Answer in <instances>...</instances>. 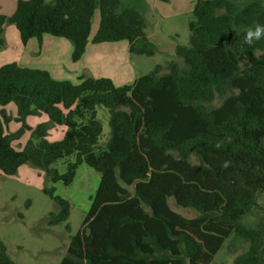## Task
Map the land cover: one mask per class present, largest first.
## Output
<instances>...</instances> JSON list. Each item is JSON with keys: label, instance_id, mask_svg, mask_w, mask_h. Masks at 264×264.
Listing matches in <instances>:
<instances>
[{"label": "trees", "instance_id": "16d2710c", "mask_svg": "<svg viewBox=\"0 0 264 264\" xmlns=\"http://www.w3.org/2000/svg\"><path fill=\"white\" fill-rule=\"evenodd\" d=\"M256 24L264 25V0H196L189 45L175 47L181 62L158 64L124 86L110 78L59 81L17 63L0 68V173L13 177L28 165L65 186L83 164L101 175L60 264H212L232 236L248 245L234 264H264V218L244 221L264 193V39L243 43ZM7 25L23 44L44 35L70 40L74 62L90 43L127 41L131 54L159 52L143 13L125 0H18L12 16L0 14V50ZM10 104L22 124L14 133ZM98 108L109 113L105 144ZM37 115L65 127L63 138L50 142L46 124L28 126ZM25 130L32 138L19 150L14 142ZM62 160L64 172L56 166ZM44 193L56 206L46 224L68 222L70 202L54 186ZM170 200L199 215L179 214ZM0 264H17L1 239Z\"/></svg>", "mask_w": 264, "mask_h": 264}, {"label": "rangeland", "instance_id": "374dc122", "mask_svg": "<svg viewBox=\"0 0 264 264\" xmlns=\"http://www.w3.org/2000/svg\"><path fill=\"white\" fill-rule=\"evenodd\" d=\"M49 2V0H47ZM162 1V0H159ZM196 0H174L172 5L168 2L157 5L163 15H178L157 24L159 33L152 42L156 44L159 52L153 57L132 55L128 63L134 71L130 81L119 84L121 77H129L126 69L117 67L115 63L108 64L105 70L115 78L116 83L124 86L134 83L140 76L150 73L158 64H166L176 59L174 56L175 47L178 45L188 46L190 42V31L188 22L192 18V11ZM163 2V1H162ZM168 3V4H167ZM126 5L130 3L125 2ZM131 5V4H130ZM134 6V5H131ZM6 11L8 7L6 5ZM154 8V7H153ZM180 10V12H176ZM5 11V12H6ZM2 13V11H1ZM0 13V14H1ZM94 17L95 30L98 28L100 16L97 12ZM18 34L15 26H11ZM153 26H150V30ZM93 31V30H92ZM10 53H15L13 47ZM120 69H122L120 71ZM217 100L214 106H218ZM15 104L5 108L8 116L11 117L9 132L14 133L21 129L22 124L15 121ZM44 117L40 121L39 117ZM98 119L103 124L102 143H107L110 138L109 113L104 108H98ZM27 125L35 128L39 124H46L48 128L47 139L50 142H57L63 138L66 131L63 126L51 124L44 115L30 116ZM64 131V132H62ZM32 131L25 130L14 146L22 150L31 140ZM57 168L65 171V160L57 163ZM101 181V175L94 169L83 164L79 167L73 183L65 186L63 183L52 184L44 172L23 166L13 177H7L0 173V239L8 246L10 257L17 264H60L66 255L71 238L82 228L83 221L90 211L92 198L95 196ZM54 186L55 196L62 197L70 202L71 213L68 222L49 227L46 224V217L56 208L55 202L50 195L44 193V189ZM172 209L187 218H195L199 215L193 209H183L170 200ZM264 218V193L259 200V207L256 208L245 222L254 226L260 219ZM69 225V230L67 229ZM248 250V245L233 236L226 240L222 249L217 253L212 264H234L235 259Z\"/></svg>", "mask_w": 264, "mask_h": 264}, {"label": "crops", "instance_id": "0c3cea01", "mask_svg": "<svg viewBox=\"0 0 264 264\" xmlns=\"http://www.w3.org/2000/svg\"><path fill=\"white\" fill-rule=\"evenodd\" d=\"M50 1L51 0H49V2ZM162 1L127 0L128 3L134 5L143 13L147 23L146 33L148 38L152 41L157 38V34L159 33L157 27L158 23L169 20L175 16L178 17V15H163L157 5L159 3L163 4L164 2L172 4L174 0ZM179 1L180 0H178V3ZM17 4L18 0H0V13L2 11V15L12 16L16 11ZM6 5L8 7L7 11L5 8ZM176 12H180V10ZM95 22H93V27ZM151 25L153 29L149 31ZM11 26L12 25H7L5 28L4 39L6 45L0 50V68L7 64L17 63L31 69L46 70L54 79L59 81L77 83L81 76L86 78H110L117 86H121L124 82L130 81L132 77L134 69L132 65L128 63V60L132 58L134 54L130 53V45L127 41L103 44L90 43L82 59L78 62H74L72 60L73 44L70 40L44 35L41 43L37 39H31L27 44H23L20 34L14 29H11ZM93 27L92 37L97 33L99 24L98 28H96L97 30H95V28L93 29ZM10 47H13L15 53L9 52ZM112 62L115 63L117 67L119 66L122 67V69H126L128 72L126 74L130 75L129 77L120 78L119 81L121 82H119V84L121 85L116 83L114 77L106 71H103L108 64ZM122 69H120V71ZM14 109L17 114L16 106ZM39 118L40 121L44 119L42 116Z\"/></svg>", "mask_w": 264, "mask_h": 264}, {"label": "clouds", "instance_id": "9594fccd", "mask_svg": "<svg viewBox=\"0 0 264 264\" xmlns=\"http://www.w3.org/2000/svg\"><path fill=\"white\" fill-rule=\"evenodd\" d=\"M261 39H264V25L256 24L255 27H249L245 31L243 43L252 46Z\"/></svg>", "mask_w": 264, "mask_h": 264}]
</instances>
